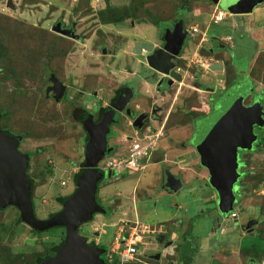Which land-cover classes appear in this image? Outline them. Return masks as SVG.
I'll use <instances>...</instances> for the list:
<instances>
[{
    "label": "rangeland",
    "instance_id": "rangeland-1",
    "mask_svg": "<svg viewBox=\"0 0 264 264\" xmlns=\"http://www.w3.org/2000/svg\"><path fill=\"white\" fill-rule=\"evenodd\" d=\"M230 1L232 0H220L218 3H214L213 0H0V109L6 113L1 119V125L15 134H23L24 139L19 151L33 154L30 172L34 178L33 196L36 212L40 218H48L51 213L60 210L61 197L72 195L77 184L76 163H81L85 159V128L75 120V112L71 110L75 104L80 103L96 111L100 99L88 94L85 98L78 96V87L97 89L102 93L101 99L108 101L118 83L119 67L131 66L132 60L131 56H127V60L119 58L121 60L119 62L114 54H103L102 49L106 47L113 52L119 47L121 52L124 43L135 34L137 39H154L159 31L154 24L160 25V21L154 22V19L161 18V23L166 24L175 21L177 15L181 14L188 25L194 22L204 24L210 36H229V40H223L227 44H232L231 48L227 47L225 57H228L229 53L231 71L234 70L235 78L246 84L244 91L246 103L252 104V101L264 100V3L256 6L251 13L235 15L229 11ZM216 5L217 9L225 12V19L220 23H213L211 19ZM120 16L126 17L125 21H122L123 24L110 21ZM58 23L73 26L79 38L56 31L54 27ZM137 32L147 33L148 36L140 37ZM189 43L185 45V49L188 46L186 54L198 63L200 53L202 54L203 51L200 50L198 53L197 47L192 42ZM51 73L64 84L70 80L74 84L69 88L66 99L59 102L46 95ZM99 76H104L105 80L98 81ZM217 76L223 81L215 82L211 79L210 82L215 86L216 92L223 94L221 90L225 91L227 75L220 73ZM191 81L192 79L186 78V82ZM239 86H233L231 90L234 92ZM186 89L184 88V91L187 95L189 88ZM204 111V108L200 110V112ZM217 111L218 113L215 112L210 118L214 126L223 112L221 109ZM176 117L178 121L173 120ZM180 121H182L181 116L173 113L164 128L163 121L162 124L155 122L156 128L150 126L149 131L152 136L149 139L145 138L143 133L136 134L135 130L125 128L121 134H131L132 137L126 143V147L129 148L127 154L121 152L123 148L120 150V159L125 161L130 159L131 153V156H141L148 151L165 147L172 160L182 159L185 153L187 156L190 155L193 146L185 149L178 145L185 139L188 141L192 126L171 130ZM255 130L260 133L259 130ZM156 131L161 135H153ZM263 131L261 133H264ZM135 143H139L141 148L135 150ZM123 144L118 145L123 147ZM245 156L248 173L244 178L246 187L243 191L245 195L243 201L249 205V210L257 211L260 205L264 207V145L260 143L255 151ZM193 158H196L195 155L189 157L188 163L184 164L183 176L186 177V186L197 190L196 202L199 199L205 202L209 198L207 193L209 189L206 188L205 192L203 189L207 185L205 183L209 173L202 171V185L199 191V187L195 188L198 182L195 180V171L191 168L192 163H197ZM109 159L111 157L99 163L101 169H108L106 163ZM169 162L174 164L172 161ZM157 167L158 165L155 166ZM151 170L147 168L139 172L124 171L126 177L121 181H119L121 173H116L115 177L104 180L100 192L103 203H107L112 210L120 208L117 210V218L130 219L128 213L125 215L126 211L123 210L128 206L132 208L133 205H138L137 208L143 215L135 236L144 239V243L139 244L140 256L147 258L151 251L149 249L155 243L153 236L156 232L167 229L169 235L173 231L178 232L173 238L176 248L174 251L173 247L169 248L170 251H161L164 253L161 259L156 260L153 257L150 259V264H167L168 259H178L186 241L184 236L189 238L191 234L194 237L190 241H193L196 248L190 251L191 257L193 255L194 257L189 264H210L206 258L214 257L215 252L216 255L220 254L219 257L223 261L234 262L233 259L223 256L224 251H212L211 240H207L205 217H200L196 229L191 230L188 214L179 212L183 217L182 224H185L182 227L171 222L158 221L169 217L170 209L155 214L153 213L155 210L145 211L142 198L152 196V200H156L160 198L159 193L162 194L159 191L160 174L154 169L151 173ZM134 185L136 188L133 189ZM177 198L181 197L177 196ZM180 202L183 204V201ZM116 205L118 206L115 208ZM145 207L148 208V203ZM159 210L158 208L157 211ZM18 215L19 211L16 208L0 212V264H35L40 256L53 251L66 236L65 227H55L36 234L27 224L19 223V225L13 220ZM107 218L104 213H96L93 220L79 227V232L82 235L90 233L92 239L96 236L91 231L98 230L101 233L100 238L110 245L114 238V228L102 225L108 223L105 221L109 220ZM116 220L113 219V222ZM262 224L261 229L264 231V222ZM104 228L107 234L102 233ZM150 228L156 232H151ZM127 234L126 232L125 235ZM202 236L206 239L196 246ZM225 238L227 237L219 235V239ZM244 243L264 249V237L260 235H247ZM157 249L154 248L153 251ZM167 253L170 254L165 255ZM248 256L251 257V251H248ZM181 257L185 259L186 255L182 254ZM181 262L179 261V264Z\"/></svg>",
    "mask_w": 264,
    "mask_h": 264
},
{
    "label": "flooded vegetation",
    "instance_id": "flooded-vegetation-1",
    "mask_svg": "<svg viewBox=\"0 0 264 264\" xmlns=\"http://www.w3.org/2000/svg\"><path fill=\"white\" fill-rule=\"evenodd\" d=\"M177 13L180 14V12H177ZM179 19L184 20V29L187 31V34H188L185 40V43L181 49V52L175 60L176 73L178 76L182 77L181 81L177 80L174 77H171L170 75L158 72L154 70L153 68H151L148 65V62L146 60V56L148 55L146 51L147 49L143 48V51L141 54L134 53L135 43L137 42L136 41L133 45L132 56H131V60L133 63L132 66L136 65L139 67L138 71L136 73L134 72L135 77L128 78V76H124L123 80H121L122 82H119L120 81L119 80L118 81L119 84L117 83L118 84L117 87L116 86L114 87L113 89L114 93L110 97V99H108V101L107 100L104 101L101 99L102 96H100V94L102 93L101 91L97 89L90 90L87 88L78 87L77 89L78 96L85 98L87 97L85 95L88 94V95H95L96 98L98 97V99H100L99 108L96 111H92L89 108H86L84 105L77 103L74 105L71 111H73V113L75 112L74 113L75 120L81 123L83 127L85 128L84 123L88 118H90V116H92L93 121L95 123H99L102 117L104 116L105 112H107L108 110L114 109V108L118 109V108L123 107V109L121 110L119 109L116 110L115 120L110 124L111 130L107 135L108 148L113 147V149L110 151H106L103 160H106L108 157L109 158L112 157L114 154H119L121 152L129 150V148L126 147V143L127 141L131 139V134H126V133L121 134V132L125 128L126 130L139 129L138 127L133 125L135 119L138 116H140V118L137 121V124H142L143 125L142 128H146L148 125L153 124V121H157V122L163 121V124L165 127L167 122L173 116V113L180 115L182 121L178 122L176 127L179 128L182 126H192L191 128L192 133L188 141L187 139H185V141H181V143H179L178 146L185 148V149H188L189 147H192V146L193 148L190 150L191 151L190 155L187 156V154L185 153L183 155V158L178 161L175 159L172 160L169 158V152L166 150V147L165 148L158 147L160 149L156 148L154 149V151L152 150L149 155H146L147 157L143 156V158L139 160L141 167H139L138 170L142 169V171H145L147 168H150V170L152 168L151 173L153 172V169H154L155 172L158 171L160 174L159 175V180H160L159 191L162 192V194L159 193L160 198L156 200H152V196H149L148 198H142L143 207L145 211L148 212V211L155 210V212H153L155 214V213H162L170 209L172 210L173 214H176L179 216L177 220V225H180L182 227H184L185 224H182L183 217L179 212L188 214L190 216L189 218L190 229L192 228V230L196 229V224L200 222V217L202 216L205 217L206 218L205 224H206L207 231H208L206 232L208 235L207 240H211L210 243L212 245L211 246L212 251L213 250L218 251V252L224 251L225 254L224 255L222 254L224 257H228L230 260L231 259L234 260V262L232 263H230L229 261L228 262L223 261L219 257L220 254L216 255V252H215L214 257L209 258L211 264H260L261 261H263L262 264H264V251L262 250L263 248L255 247V249H252L251 253L255 254L257 251V254L255 256L249 257L248 256L249 245L247 243H244V238L247 235H252V236L260 235V237H264V231L261 229L263 225L262 223L264 222V218H263L264 207L260 205V207H257L258 208L257 211L255 209L249 210V205H246V203L243 201V198L245 199L244 197L245 195L243 191L246 187V184L244 183V178L247 176V173H248L247 161H246L245 155L255 151L259 147L260 143L264 145V142H261V140L264 139V133H261V131H263L264 124L255 125V129L259 130L260 133H258L255 130V133L258 135V139L254 142L253 147L251 149H242V148L238 149V156H239V163H240L238 170L240 172V177L238 178L234 186V193H235L236 198L233 204L234 209L232 211H230L229 213H222L220 211L219 204H218L219 196H218L217 191L209 183V177H210L209 174H207V182L205 183L207 184L206 186L208 187L204 186L205 189H203L204 192L207 190L206 188L209 189L207 190V193H209V198H207L205 202L202 199H199V201L196 202L195 195H197L196 194L197 190L195 191L189 188V186H186V183H187V181H185L186 177L185 175L183 176V174L185 173L184 171L185 169H183L185 168L184 164L188 163L187 159L189 157H191L192 155H195L196 158H193V159H196L197 163L195 162L192 163L191 168L194 169L195 174H196L195 180L198 182L195 184L196 185L195 188L199 187L198 189L200 191V186L202 185L201 173L202 171H204L205 173L206 171H208V169L201 164V157L197 151L196 144L200 142L204 138L205 134L209 132V130L212 128L214 122L211 124L210 118L215 114V112L218 113L217 109H221L224 111V109H226V107L230 104L231 99L233 95L235 94L231 90V88L233 86H239V85H240L239 87H242L245 84V82L244 84H242V81L238 80L237 78H234L232 80L227 79L225 81V86H226L225 91L223 92L221 90V92L223 93L221 94L215 91L216 89L213 85H211L210 81L211 79H214L215 82L223 81L222 78H218V76L214 74L212 75L210 73L207 74L208 72H210V70L203 71L201 70L202 68H200L199 65H197L196 63L191 64L186 61L187 58L184 57V54H186L185 52H186L187 47L185 49V45L188 42L190 43L192 42L195 46L198 44H201L202 47H204L203 49L206 50L208 55L215 54L216 52H219L221 50L226 51L227 47L229 48L232 47V44H227L226 42L223 41V39H220L219 37L210 36L206 29H201V30L199 29L198 31H196V33H194L192 30L189 29L190 25L189 26L187 25L186 23L187 20L185 19L184 16H181V14L177 15V18L175 19V21H171L167 23L165 22L166 24L161 23V25L157 26V28H159L158 29L159 31L156 34V37H154V39H145L142 42L153 44L154 50L164 48V45L166 44V41L164 39V36L166 35L165 34L166 30L167 29L173 30L174 25ZM61 27L62 29H69L73 32V35L71 33L68 36H73L74 38H77V39L79 38L78 37L79 35L75 34L76 31L73 26L71 25L67 26L61 23ZM170 34H171L170 32L167 34V36L172 39L170 41L169 46L172 49H175L176 45H175L174 39L177 37V35H170ZM118 48L113 50V52H111L110 49L104 47L102 51H103V54H106V53L114 54V56L117 57V60L120 62L121 60L119 58H122V57H120L118 54L119 53ZM228 58L230 60L229 53H228ZM126 69H129L127 73L129 74L130 72L132 73V70H131L132 68H130L129 65H121V67H119L118 73H120L121 71H124L126 73ZM52 74L53 73H51L49 77V84L46 88V95L49 98L56 99V97L60 94V92L63 91L62 84L65 85L63 96L59 100L57 99L59 102L62 99L63 100L66 99L67 92L69 93V90H70L69 88L73 87L74 84L71 82V80L64 84L61 80L58 79V77L55 76L58 79V81L61 83V85L55 86L54 82L52 81L54 74L53 75ZM119 77L120 75L118 76V78ZM186 78H190L192 79V81L186 82ZM98 81H100L99 78H98ZM144 84L147 85V88H148V85H149V88L150 87L152 88L146 89L144 87ZM184 88H187V89L189 88L188 89L189 92L187 95L184 91ZM199 89L207 90L208 93L211 95L216 92L215 100H213L212 102L209 100L210 102L208 104L209 105L208 110H205L204 112H200V110H202L203 108L201 105L202 100L200 99ZM176 96L179 97V103L172 105V110L167 117L166 115L167 110L171 107L170 105L172 103L171 101L169 102V100L166 102L164 101L163 103L159 101H161V99L163 100V97H170V99H172ZM221 97H222V100L220 99ZM246 99L247 98H244V101H243L244 104L250 105L246 103ZM259 101L263 102L264 100L260 99L256 102H259ZM254 102L255 101H252L251 103H254ZM173 120L178 121L179 119L176 117L175 119L173 118ZM125 124L127 126H125ZM0 126L4 132H8L18 137L21 136L22 139L20 140V145H19V147H21V144L24 139L23 134L21 133L15 134L5 129L1 125V120H0ZM85 135H86L85 136V150H86L87 141L89 139V133L86 130V128H85ZM160 135L161 133L159 134V136ZM118 144L120 145L123 144V147L121 146L119 147ZM175 146L177 145L175 144ZM121 149L122 151L120 152ZM21 153L29 154L30 156L27 174L32 180V198H33L34 207H35V214L38 218H40L36 212V206H35V201H34V196H33L34 178L32 177L31 172H30V165H31V159L33 158V154L31 152H25V151ZM103 160H101L99 163H101ZM169 161L174 162V164L172 165V163ZM175 161L177 162L175 163ZM156 165H158L157 168H155ZM76 166L78 168V171H80L82 168H85V159L81 163L77 162ZM112 169L113 168L111 167L108 168L107 170L102 169V171L106 175L99 183V187L97 191V200L104 208H106V212L104 214H106L108 216L107 219H109V220H106L109 223V224L107 223V225L112 226L114 228L113 230L114 238L110 242V245H108L105 240L100 238L101 233L98 230L91 231V233L96 236V237H93L92 239H90V233L89 234L87 233L84 235L87 238L88 243L94 244L100 247H105L107 249L106 253L103 254V257L107 256L108 250L111 248L113 242L115 241V238L117 236L116 235L117 231L123 230V231L130 233L129 231L134 230L136 233V231L139 230V226L141 223V219H142L141 215H143L142 212L138 210L137 208L138 205L135 204L133 205L132 208H129L128 206L125 210H123V212L126 211L124 212L125 215H127L128 213L127 216H130L129 224L125 222L118 229L114 225H110L112 223L110 222V220L111 219L113 220V217L117 218L116 217L117 210L118 209L120 210V208L117 207L118 205L115 206V208L117 207L118 209L112 210L110 207H108L107 203L105 204L102 202L103 200L100 196V192H101L102 184L104 180L115 177L116 173ZM110 170H112V173L108 175V171ZM168 171L174 174L175 177H180L183 181L182 182L183 186L179 188L177 191H173L165 187V184L169 180L168 173H167ZM120 176H121L120 180H122L126 177V174L121 173ZM173 180L174 178L170 177V182L173 183V185H176V182L174 183ZM177 196H180L181 198H177ZM66 198H68V195L66 196ZM180 201H183V204H180L181 203ZM60 203L63 204V202L61 201ZM147 203H148V208L145 207ZM10 208H16V210L19 211V215L17 216V218L16 217L13 218V220H16V223L27 224L23 220L20 221V218H21L20 210L15 205H9L6 208H0V212H4V211L6 212ZM158 208L160 209L159 211H157ZM231 213H234L233 217H230ZM158 221L160 222L163 220H158ZM121 227L122 229H120ZM127 227H129V230L127 229ZM30 229L32 232L36 234H41V232L38 233V232L33 231L32 229L34 228L31 226H30ZM150 231L156 232V230L152 228H150ZM42 232H45V231H42ZM167 233H168L167 229L162 230L159 233L156 232V234L152 238L155 240L154 246L150 248L151 251H150V254L147 256V258L143 259L144 263H146V261L150 263V259H152L155 255H157V253H160V257H161L162 254L164 255V253H162L161 251L167 249L168 247H171V245H169L170 238L166 236ZM220 234L222 236H226L227 238L219 239ZM230 235H232V237H230ZM184 237H185V240H187V237L186 236ZM204 239L206 238H204L203 236L200 239H198V245H200V243ZM154 248H158L157 251H153ZM172 262L173 260L171 259L167 260V264H170Z\"/></svg>",
    "mask_w": 264,
    "mask_h": 264
},
{
    "label": "water",
    "instance_id": "water-1",
    "mask_svg": "<svg viewBox=\"0 0 264 264\" xmlns=\"http://www.w3.org/2000/svg\"><path fill=\"white\" fill-rule=\"evenodd\" d=\"M214 2L218 3L219 0ZM262 3L264 0H232L229 2L231 4L229 11L235 15L251 13ZM54 29L66 35L71 33L73 35L71 30L62 29L61 23H58ZM169 32L170 35H177L174 39L175 49L169 46L172 40L167 36ZM165 34L164 48L154 50L153 44L137 41L134 53L141 54L143 48L147 49L146 60L151 68L181 81L182 77L176 73L175 60L188 36L184 29V20L179 19L174 29H167ZM222 69L223 62L219 60L201 70ZM52 81L55 86L61 85L55 75ZM245 87L246 84L236 87L230 104L224 109L215 126L196 145L201 164L209 171V183L218 193V204L222 213H229L234 209L236 198L234 186L240 177L238 149H251L258 139L255 125L264 124V101L244 104ZM62 88L64 91L65 85L62 84ZM63 91L56 99L59 100L63 96ZM118 109L121 110L123 107ZM118 109L105 112L99 123H95L92 116L85 121L84 125L89 133L85 150V168L80 170L76 189L64 200L62 208L45 219L38 218L35 214L32 180L27 174L30 156L19 151L22 137L4 132L0 126V208L15 205L20 210L22 220L34 229L46 231L55 227L66 228V236L58 252L40 264H109L102 256L107 249L88 243L87 238L79 232V227L93 220L96 213L106 212V208L97 200L99 183L106 175L99 167V162L103 160L106 151L113 149V147L108 148L107 135ZM139 118L140 116L135 119L133 125L142 129L143 125L137 124ZM111 173L112 170L108 171V175ZM167 173L169 180L165 187L177 191L183 186L180 177H175L170 171ZM170 177L174 178L176 185L170 182ZM171 244L172 241L169 242V245ZM154 258L160 259V253Z\"/></svg>",
    "mask_w": 264,
    "mask_h": 264
},
{
    "label": "crops",
    "instance_id": "crops-1",
    "mask_svg": "<svg viewBox=\"0 0 264 264\" xmlns=\"http://www.w3.org/2000/svg\"><path fill=\"white\" fill-rule=\"evenodd\" d=\"M214 2V1H213ZM215 3V2H214ZM215 10V12L216 11H218V10H220V9H217V5H216V7L214 8ZM264 9V8H263ZM225 13V12H224ZM212 14H214V12H212ZM212 16V15H211ZM223 19H225V17L223 18ZM222 19V20H223ZM187 23V22H186ZM200 22H194V23H192L190 26H193V25H197L199 28H200V30L201 29H206L207 30V28H206V26H203L204 24H199ZM220 23V22H219ZM122 24H123V22H122ZM152 24V23H151ZM154 25H156V26H159V24H154ZM160 25H161V23H160ZM187 25H188V23H187ZM189 26V25H188ZM238 27V26H237ZM139 30L141 29V28H138ZM138 33V32H137ZM139 34V35H138ZM137 35L138 36H140V37H142L143 36V38H145L146 36H148V35H146L147 33H138ZM220 39H223V40H225V39H228L229 40V36H227V37H219ZM256 39V38H255ZM143 40H145V39H137L136 38V34L135 35H132V37L131 38H129V40H127L125 43H124V45H123V48H121V52H119L118 54H119V56L120 57H122V58H126V60H127V56H132V48H133V45H134V43L136 42V41H143ZM257 40V39H256ZM225 42V41H224ZM196 47H197V49H198V53H200V50H202L204 47H202V45L201 44H198V45H196ZM187 49H188V46H187ZM186 53V52H185ZM225 53H226V51H223V50H221V51H219V52H216L215 54H211V55H208L207 53L206 54H201L200 53V58H199V60H198V63H197V61L196 60H194L193 59V57H190L189 55H187V54H184V57L185 58H187V62L188 63H191V64H193V63H196L197 65H199V67L200 68H203V67H206V66H208L209 64H211V63H215V62H217V61H219V60H221L222 62H223V69L222 70H215V71H210V72H208L207 74H214V75H218V74H220V73H223V74H225V75H228V71H227V69L229 68V64L228 63H230V66H231V68H232V63H231V61L229 60V58L228 57H225ZM195 54H197V53H195ZM130 58V57H129ZM193 62V63H192ZM133 64V63H132ZM132 64H131V62H130V68H132L131 70H132V73L130 72V74L129 73H127L128 71H129V69H126V73L124 72V71H121L120 72V77L118 78V81L119 82H122L121 80H123V77L124 76H128V78H133V77H135V73L138 71V66H136V65H134V66H132ZM234 71V70H233ZM233 71H231V75H230V73H229V76H226L227 77V79H234L235 77H236V74H233ZM135 72V73H134ZM100 79H102V80H105V77L104 76H99V80ZM218 80V79H217ZM108 82V81H107ZM119 82H118V84H119ZM104 83H106V82H104ZM118 84H116L115 86L117 87V85ZM144 87L146 88V89H148L147 88V85L146 84H144ZM215 87V86H214ZM200 91H199V95H200V99L202 100L201 102H202V108H204L205 110H208V107H209V102L211 101H213V100H215V98H216V92L214 93V94H209L208 93V91L207 90H202V89H199ZM213 91V90H212ZM216 91V90H215ZM205 99V100H204ZM212 99V100H211ZM221 100H222V97L220 98ZM169 100V102L171 101V107L167 110V117H168V115H169V113L171 112V110H172V105H175V104H178L179 103V97H174V98H172V99H170V97H163V100L161 99V101H159V102H166V101H168ZM210 100V101H209ZM86 108H89V107H87V106H85ZM155 122H156V124H162L161 122H157V121H153V124H150V125H148L146 128H142V129H134L135 130V133L136 134H138V133H143V134H147L148 132H149V129H150V126H152V127H154V128H156V124H155ZM162 127L164 128V125H162ZM214 127V125L212 126V128ZM211 128V129H212ZM177 129V127H174V128H172L171 130H176ZM210 129V130H211ZM210 130H209V132H210ZM173 132V131H172ZM209 132H207L206 134H205V136L207 135V134H209ZM204 136V137H205ZM131 137H132V135H131ZM203 140V139H202ZM201 140V141H202ZM200 141V142H201ZM200 142H198L197 143V145L200 143ZM140 148H141V146H140ZM139 148V149H140ZM149 149H151V148H149ZM153 149V148H152ZM139 152H141V150L139 151ZM151 152V151H150ZM125 155L127 154V151H124L123 152ZM134 153V152H133ZM147 153H149V151L147 152ZM132 154V153H131ZM131 154L129 155V157H130V159H136V158H138V167H141L140 165L141 164H139V160L140 159H142L143 158V156L145 157L146 155H144V154H142L141 156H131ZM135 155V154H134ZM200 155V154H199ZM147 157V156H146ZM109 160H112V161H115V162H118L115 166H113V171L115 172V173H122L123 174V172L124 171H129V172H139L140 170H133V169H129V168H127V167H125L124 165H123V163L121 162V163H119L120 161H122L121 159H120V156H119V154H117L116 155V157H114V156H112L111 157V159H109ZM127 160H129V159H127ZM206 172H208L209 173V171H206ZM119 181H121V180H119ZM114 185H116V184H114ZM136 185V184H135ZM134 185V187H133V189L134 188H136V186ZM114 188V187H113ZM134 213V212H133ZM163 213V212H162ZM147 216H149V214H147ZM178 215H176V214H173V212H172V210H171V215L169 216V217H167V218H164V219H162L163 221H167V222H171V224H177V220H178ZM113 219H117L116 221H114L113 222V220L111 221L112 223L110 224V225H114L117 229L121 226V225H123L125 222H127L128 224H129V221H130V219H125V217H123V218H114L113 217ZM106 221V220H105ZM107 222V221H106ZM102 225H107V223H102ZM123 227V226H122ZM122 227L120 228V229H122ZM127 229L129 230V227H127ZM191 230H192V228H191ZM193 230H195V229H193ZM130 233H128L127 234V236L125 235L126 234V231H117V233H116V235H117V237H129V236H132V237H137V238H135L137 241H138V245L139 244H143L142 242L144 241V239L143 238H139V236L138 235H136L135 236V231L134 230H132V231H129ZM102 233L103 234H107V230L104 228V230H102ZM134 233V234H133ZM177 231H173L170 235H169V233L166 235L168 238H170V241H172V244H171V247H173V251L175 250V246H174V240H173V238H175L176 236H177ZM194 237V235L193 234H191V235H189V238H187V239H189V240H191L192 238ZM169 241V242H170ZM187 241V240H186ZM185 246V245H184ZM184 246L182 247V254L184 253ZM196 246H198V244H196ZM195 247V245H194V243H193V246H192V248H194ZM169 248L170 247H168L167 249H165L164 251H167V250H169ZM196 248V247H195ZM252 249H255V247L253 246V248ZM150 250V249H149ZM138 251H139V249H138ZM170 251V250H169ZM248 251H252V250H248ZM263 251H264V249H263ZM138 253V252H137ZM172 253V252H171ZM150 254V253H149ZM168 254H170V253H168ZM167 254V255H168ZM182 254L180 253V256L178 257V259H175V258H172L171 260H173V262L172 263H170V264H179V261L181 262V264H183L185 261H183L184 259L181 257L182 256ZM257 253H255V254H252L251 253V256H255ZM163 255V254H162ZM191 255H192V253H191ZM137 257L138 258H142V260L143 259H145V258H143L142 256H140V254L138 253L137 254ZM193 257H194V255H193ZM192 257V258H193ZM193 260V259H192ZM206 260H209V263H210V259L208 258H206ZM144 261V260H143ZM146 261V260H145ZM134 263H140V264H150V263H148V261H146V263H141V262H138V261H133ZM132 262V263H133ZM195 263V262H194ZM130 264V263H129ZM185 264V263H184ZM211 264V263H210Z\"/></svg>",
    "mask_w": 264,
    "mask_h": 264
},
{
    "label": "built area",
    "instance_id": "built-area-1",
    "mask_svg": "<svg viewBox=\"0 0 264 264\" xmlns=\"http://www.w3.org/2000/svg\"><path fill=\"white\" fill-rule=\"evenodd\" d=\"M225 17V13L221 10H218L212 14L211 19L213 23H219L223 18ZM190 30H192L194 33L198 31L200 28L197 25H193L189 27ZM207 67V66H206ZM160 132L156 131L153 135L159 136ZM152 135L150 131L145 134V138H150ZM140 144L135 143L134 144V149H139ZM149 153H144V155H149ZM123 163V165L129 169L137 170L139 169L138 167V158H132L129 160L125 161H120L119 163ZM118 162L109 160L107 164V168H113ZM234 213L230 215V217H233ZM134 234V233H133ZM137 237H117L115 238V241L113 242L111 248L108 250V254L105 257L106 262L109 264H129L132 263L133 261H138L141 263H144L142 258L137 257V252L139 249L138 241L135 239ZM144 243V242H142ZM134 263V262H133Z\"/></svg>",
    "mask_w": 264,
    "mask_h": 264
},
{
    "label": "trees",
    "instance_id": "trees-1",
    "mask_svg": "<svg viewBox=\"0 0 264 264\" xmlns=\"http://www.w3.org/2000/svg\"><path fill=\"white\" fill-rule=\"evenodd\" d=\"M125 19H126V17H122V16H120V17H117V18H114V19H111L110 21L112 22H115V23H118V24H121L122 23V21L124 20L125 21ZM162 19L161 18H158V19H154L153 21L154 22H158V21H160V23L162 22L161 21ZM201 51H203L202 52V54H206L207 52H206V50L205 49H202ZM229 64V68L227 69V71H228V75L227 76H229V73H231V70H232V68H231V66H230V63H228ZM229 80V79H228ZM4 110H1L0 109V120L3 118V116H4ZM261 142H264V139H262L261 140ZM79 173H80V171L75 175V180L78 178V175H79ZM66 199V196H64V197H61V202H64V200ZM53 214V213H52ZM51 214V215H52ZM22 220V218H20V221ZM33 231H35V232H38V233H43L41 230H36V229H32ZM64 237L60 240V242L55 246V248H54V250L53 251H51V252H49V253H46V254H44L43 256H40L38 259H37V261H36V263L35 264H40L43 260H45L46 258H48V257H51V256H54L57 252H58V250H59V248H60V246L62 245V243L64 242ZM193 242V241H192ZM189 239H187V241L185 242V246H184V253H183V256L184 255H186V257H185V259H184V261H185V264H189L191 261H192V257H191V252L190 251H192L193 250V248H192V246H193V243H192ZM252 246H249V249L250 250H252ZM256 253H257V251H256ZM103 256V255H102ZM191 260V261H190ZM130 264H140V263H130Z\"/></svg>",
    "mask_w": 264,
    "mask_h": 264
},
{
    "label": "clouds",
    "instance_id": "clouds-1",
    "mask_svg": "<svg viewBox=\"0 0 264 264\" xmlns=\"http://www.w3.org/2000/svg\"><path fill=\"white\" fill-rule=\"evenodd\" d=\"M223 12H224V11H223ZM231 214H232V213H231ZM231 214H230V215H231Z\"/></svg>",
    "mask_w": 264,
    "mask_h": 264
}]
</instances>
